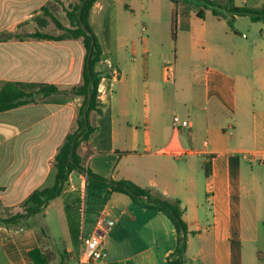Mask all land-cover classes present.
<instances>
[{"label":"crops","instance_id":"1","mask_svg":"<svg viewBox=\"0 0 264 264\" xmlns=\"http://www.w3.org/2000/svg\"><path fill=\"white\" fill-rule=\"evenodd\" d=\"M76 1L0 0V89L14 82L28 92L50 83L61 90L0 111L1 215L23 211L34 190L55 183V157L77 128L83 96L71 89L83 82V39L32 36L63 33L45 7L59 18L52 5L61 4L65 18L59 19L71 26L65 8ZM203 1L96 0L90 23L103 47L96 69L107 71L110 90L100 110L91 111L96 129L78 151L99 175L181 200L188 227L185 264H264L252 232L264 181V35L254 33L263 20L216 15ZM240 1L264 6V0ZM246 17L250 35L238 26ZM239 34L246 41L237 42ZM171 46L176 66L167 71L163 63ZM175 115L188 125H175ZM252 152L256 160H250ZM52 210L63 226V251L47 223ZM35 221L42 236L38 227L0 224V264H34L29 250L36 246L49 264H79L83 237L101 222L103 264H168L178 244L164 212L123 192L97 190L78 170Z\"/></svg>","mask_w":264,"mask_h":264},{"label":"trees","instance_id":"2","mask_svg":"<svg viewBox=\"0 0 264 264\" xmlns=\"http://www.w3.org/2000/svg\"><path fill=\"white\" fill-rule=\"evenodd\" d=\"M179 3L180 0H173ZM214 6L216 15L222 14L223 9L236 15H248L253 21L264 20V6L262 8H250L247 6H235L233 0L221 5L212 0H205ZM96 0H79L71 2L66 7L67 15L71 26H66L55 16L46 6L45 11L51 15L56 25L64 32L55 35L52 33L37 31L32 34L37 38L61 40L66 38H82L87 50L86 61L83 70V82L72 87L74 94L83 96V102L79 109L77 128L68 133L64 143L60 146L55 157L54 167L56 169V180L51 186L38 188L22 203L23 211L10 213L8 216L0 214V223L11 226L20 225L24 222L35 221V217L45 213L46 207L54 198L58 197L69 175L72 171L78 170L87 174L89 182L97 190H107V193L123 192L130 195L133 200L144 204L148 208L164 212L174 223L178 233V244L174 252L169 256L168 264H185L186 251L188 245V227L183 219L184 209L181 200L174 201L165 199L142 187L129 179L115 180L106 178L87 167L84 158L79 154L78 148L83 140H88L94 133L96 127L90 121V113L93 110H100L98 100V87L107 71H98L96 65L102 59L103 47L95 33L91 23V10ZM203 16L201 11L198 12ZM111 73V72H110ZM61 91L56 84H42L35 91H25L19 84L7 82L0 89V111L9 110L27 103L37 101L39 96H47L51 93ZM207 174L210 173V163L206 165ZM8 209V208H7ZM44 232V229H42ZM29 256L34 264H49V256L40 246L29 250Z\"/></svg>","mask_w":264,"mask_h":264},{"label":"rangeland","instance_id":"3","mask_svg":"<svg viewBox=\"0 0 264 264\" xmlns=\"http://www.w3.org/2000/svg\"><path fill=\"white\" fill-rule=\"evenodd\" d=\"M240 3V6L243 7V6H246V4L242 3V1H238ZM202 6H207L208 8L209 7H212L213 5L210 4L209 2H205L203 1V4ZM52 8L54 10V12L59 16V18H65V14H64V11H63V7L61 4H57L56 7L55 5H52ZM223 11L225 13H228L226 10L223 9ZM264 21V20H263ZM258 22L257 26H255L257 30L254 31V33L258 34V35H264V22ZM234 22V19L231 18L230 20V24H233ZM250 23H252V21L250 20L249 17H246V18H241L238 22V26L241 30H243L244 33L246 34H249L250 35V31H249V26H250ZM263 28V30H261ZM144 36L147 35V32H143ZM237 42H244L246 41L245 38L243 37V34H239V36H237ZM175 50V47L174 49H172V46L169 48V51H168V54L166 55L165 57V60H164V63H163V68L165 66H167L168 68L172 67L175 65L176 66V61H175V57H174V51ZM170 86H172L171 84H169ZM264 170V168H262ZM259 198L262 200V202L259 204V207H260V210L258 211V215H259V221L257 223H255L252 227V232L253 234H256L259 238V242H258V246L260 247H263V250H264V221L262 220L264 218V181L263 183H261V187H260V190H259ZM10 213H13L12 211H4L2 212V215L3 216H8ZM17 213L16 211L14 212V214ZM257 214V212H256ZM41 218L37 219L36 221H40ZM34 220H31L29 223L27 222H24L20 225H15V224H11V226H7V227H10L12 229H19L21 230L22 228L23 229H33V230H36L35 227H38V222H36ZM47 223L49 224V227L51 228V232L52 234L54 235V238L56 239L57 243H58V247L61 251H63V247H64V243H63V226H62V223H61V220H60V216L58 214V212L55 210H52V213L51 215H49V217L47 218ZM1 224V223H0ZM3 225V224H2ZM21 228V229H20ZM38 230H39V234L41 235L42 234V230L40 229V227H38ZM42 236V235H41ZM246 247L249 248H252L254 249L255 247V244L251 243V242H248V244H246Z\"/></svg>","mask_w":264,"mask_h":264},{"label":"built area","instance_id":"4","mask_svg":"<svg viewBox=\"0 0 264 264\" xmlns=\"http://www.w3.org/2000/svg\"><path fill=\"white\" fill-rule=\"evenodd\" d=\"M165 68L167 69V71L173 69L172 67L168 68L167 66H165ZM111 74H113L114 76H118V73L114 70L111 72ZM105 81H109V77L107 76L103 77L101 82L99 83V87H98L99 102L104 100L105 95L108 94L110 90ZM180 122L182 125H188L187 120L181 121L180 117L178 115H175L174 124L176 125ZM256 159H257L256 153L252 152L250 154V160H256ZM102 224L103 222H101V226H99L98 230H96L90 235H86L83 237L84 249L79 264H84L85 262L89 264H103L105 260V243L103 237L104 230Z\"/></svg>","mask_w":264,"mask_h":264}]
</instances>
